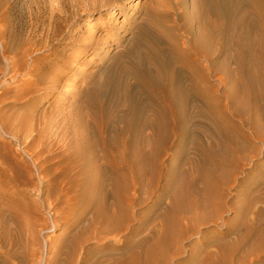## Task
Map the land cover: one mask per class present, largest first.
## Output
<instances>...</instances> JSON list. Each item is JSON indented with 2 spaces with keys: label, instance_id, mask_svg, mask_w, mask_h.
<instances>
[{
  "label": "rangeland",
  "instance_id": "rangeland-1",
  "mask_svg": "<svg viewBox=\"0 0 264 264\" xmlns=\"http://www.w3.org/2000/svg\"><path fill=\"white\" fill-rule=\"evenodd\" d=\"M126 1L1 2L0 264H149L138 252L156 245L160 237L172 236L165 228L178 183L170 195L164 189L179 171L193 168V153L172 147L163 156L157 180L148 171L140 184L115 183L104 171L103 150L96 146L92 125L81 111L89 113V88L109 78L112 67L123 62V49L146 21L144 10L153 0ZM153 5L165 25L179 26L181 38L187 28L196 34L198 0H154ZM95 16L97 22L85 28ZM95 26L100 30L93 33ZM215 67L223 80H212L217 91L209 101L224 105L237 82L228 69L237 67L227 65L221 55ZM112 108L106 111L114 119L120 110L117 114ZM252 116L255 129L264 132L259 115ZM255 144L260 152L235 173L222 218L212 207L198 212L195 228L175 235L158 264H264V140ZM81 148L85 153L80 154ZM118 201L125 214L118 212ZM101 202L117 214L104 233L93 226ZM205 215L217 217L216 223L202 222ZM74 220L79 223L72 225ZM87 236L91 241L83 242ZM77 239L76 257L68 262V249ZM153 251L160 253L157 247ZM85 256L88 260L82 263Z\"/></svg>",
  "mask_w": 264,
  "mask_h": 264
},
{
  "label": "bare ground",
  "instance_id": "bare-ground-1",
  "mask_svg": "<svg viewBox=\"0 0 264 264\" xmlns=\"http://www.w3.org/2000/svg\"><path fill=\"white\" fill-rule=\"evenodd\" d=\"M198 1L197 32L192 35L187 28L185 38L176 32L179 26L164 24L153 5L154 0L151 1L144 10L146 21L123 49V62L115 69L112 67L109 78L104 77L89 88L86 100L89 113L81 110L92 125L96 146L103 150L104 171L115 183L122 180L131 186L140 184L148 171L157 180L163 156L172 147L176 152L193 153L195 157L193 168L179 171L164 189L170 195L178 183L165 228V233L172 236L160 237L156 245L144 248V253L138 252L137 257L149 264L162 261L175 235L195 228L198 212L212 207L217 217L222 218L226 194L236 180L235 173L260 152L255 143L264 140V132L255 129L252 116L257 113L264 125V0ZM121 3L117 8L123 6ZM97 18H90L85 28L97 22ZM99 30L96 26L92 29L93 33ZM92 44L96 46L98 40ZM217 55L227 65L233 62L237 67L235 71L228 69V76L236 77L237 82L234 83L236 90L224 105L209 101L217 91L212 80H223L215 67ZM107 106L117 108L118 112L114 111L117 114L120 110L116 118L106 111ZM117 119L121 124L114 127ZM83 149L80 154L85 153ZM76 158L74 161L79 159ZM182 159L180 163H184ZM132 202L126 198L127 205ZM101 204L94 211L93 226L104 233L117 214L109 210L107 203ZM117 206L119 209L121 202ZM121 210L120 214L126 213ZM217 217L205 215L201 221L206 223L212 219L216 223ZM77 223L74 220L72 225ZM101 237L92 239L99 241ZM90 239L87 236L83 242ZM79 241L68 249V262L75 259ZM156 247L160 253L153 251Z\"/></svg>",
  "mask_w": 264,
  "mask_h": 264
}]
</instances>
